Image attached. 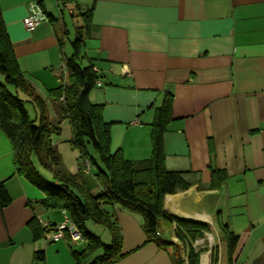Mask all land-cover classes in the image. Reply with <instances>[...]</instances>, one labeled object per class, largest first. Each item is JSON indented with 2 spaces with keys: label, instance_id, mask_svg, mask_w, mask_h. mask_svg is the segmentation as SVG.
<instances>
[{
  "label": "crops",
  "instance_id": "0c3cea01",
  "mask_svg": "<svg viewBox=\"0 0 264 264\" xmlns=\"http://www.w3.org/2000/svg\"><path fill=\"white\" fill-rule=\"evenodd\" d=\"M33 1L0 0V9L19 70L47 102L55 124L49 93L66 79L68 29L61 10L59 20L44 8L49 21L27 30L23 18ZM71 1L76 9L69 12L82 21L81 13L93 8L80 48L101 76L89 100L110 123L109 150L135 162L149 158L156 107L170 97L164 166L188 187L166 194L163 206L206 223L203 236H216L208 250L216 260L204 249L199 264H228V232L239 235L235 264H249L264 249V0H66L63 6ZM1 182L12 200L0 209V264H79L72 250L85 249L86 240L76 249L66 239L49 242L45 232L31 230L32 219L42 230L66 212L51 209L56 213L48 215L40 202L44 192L15 172L12 144L0 127ZM108 208L120 227L122 254L109 264H174L170 246L147 241L141 212L119 204ZM159 223L162 239L163 227L176 228L167 217ZM96 224L105 228L100 233L106 240L95 234L110 242V231ZM167 233L168 240H178ZM38 250L44 260L35 258Z\"/></svg>",
  "mask_w": 264,
  "mask_h": 264
},
{
  "label": "trees",
  "instance_id": "16d2710c",
  "mask_svg": "<svg viewBox=\"0 0 264 264\" xmlns=\"http://www.w3.org/2000/svg\"><path fill=\"white\" fill-rule=\"evenodd\" d=\"M34 1L45 13L42 0ZM64 1L61 3L64 4ZM92 10L89 7L81 13L83 24L75 30L72 53L64 56L66 79L50 90L49 102L58 120L52 124L47 102L25 82L19 70L0 9V127L11 141L15 172L44 192L40 202L47 209L65 210L68 218L77 226L86 240L85 249L72 250L79 264L82 260L86 262L84 264H109L121 257L120 227L108 208L114 204L141 212L147 241L152 240L160 245L175 246L171 240L162 239L158 233L161 217L174 220L175 236L187 247V263L184 257L173 253L174 264H199L202 249L195 248L193 243L196 238L203 236L202 230L208 225L170 214L163 206L166 194L188 187L178 172L168 171L164 166L162 135L171 98L167 96L156 107L149 158L135 162L123 157L118 150H109L110 123L102 120L101 106L89 100V93L101 76L92 62L86 60L84 63V53L80 48L88 33ZM25 102L32 104L33 117L29 115ZM64 119L68 120L70 126L69 142L79 151L78 168L74 173L64 169L61 154L51 138L53 133L60 132L58 124ZM87 165L90 172L91 165L95 167L92 172L99 188L97 190H91L86 182ZM11 200V195L1 182L0 209L9 205ZM87 221L105 226L111 234L110 242H103L95 233L87 230ZM30 226L34 235H43L53 225L41 226V230L32 219ZM225 238L228 264H235L234 253L239 235L228 232ZM98 249L101 252L87 260ZM213 256L214 262L216 252ZM35 258L44 260V251H36ZM249 264H264V249Z\"/></svg>",
  "mask_w": 264,
  "mask_h": 264
},
{
  "label": "rangeland",
  "instance_id": "374dc122",
  "mask_svg": "<svg viewBox=\"0 0 264 264\" xmlns=\"http://www.w3.org/2000/svg\"><path fill=\"white\" fill-rule=\"evenodd\" d=\"M42 2H43V6L46 10V13L50 12L55 17H57V19H59V20L61 19V18H59V11L61 10L63 12V20L67 24L66 28L68 29V33L66 35L63 34V40H64V46H65L64 51H66L67 55H70V53H71L70 50L72 49L71 41L74 39L75 30L83 22L81 17L78 15V13L75 12L72 15L69 12L70 8H72L74 10L76 9V3L71 1L69 3L67 2L63 6L62 5L63 3H61V0H59V5H58V0H42ZM84 63H85V61H84ZM25 105H26V108L29 112V115L33 117L35 114H34V109H33L32 104L29 102H25ZM68 132L70 134V126H69L68 120H65V122L62 123V127H61L60 132L58 134L53 133L51 138H52L53 144H55V146L57 147L58 151L61 154L62 165H63L64 169L68 172L74 173L77 171V168H78L77 157L79 156V151L77 148H74L71 145V143L69 142ZM90 150H92V149H90ZM94 153H92V154H94ZM91 168L95 169V167H93L92 165H91ZM92 169L90 172V167H89V165H87V170L85 172V179H86L87 184H89V185L92 184V185H90V188H91V190L94 191L95 190L94 189V185H95L94 181L96 179H95L94 171L92 172ZM46 175L48 176V173H46ZM57 210L61 211L59 209H57ZM48 211H49L48 215H50V217H51V214L56 213V212L52 211L51 209ZM62 215H63V213H62ZM55 216L57 217L56 214H55ZM60 218H62V217L60 216ZM63 221H64V215H63V218L61 219V221L60 222L57 221V222L61 223ZM224 222H226V219H224ZM85 225H86L87 230H90L91 232H94V233L96 232V234H100L106 240L107 235L100 233V232H102V230L106 231L104 227H102L101 225H98L96 223H93L91 221H87ZM165 230L170 231V233L175 234L174 228L169 229L168 226L167 227L165 226V228L163 227L162 231H161V234L163 235V238H165V239H168L170 236V234L167 233V231L165 232ZM202 238H203V240H200V241H202L200 243V245L204 246V248L200 247L199 249H202V250L205 249L206 251H208L209 248H211V247H209V245H210V243H212V241L213 242L217 241L216 236H214V235L212 236V234H210V235L208 234V236L204 235L202 237H198L197 239H202ZM171 241L175 244V246H170L172 254L175 253L177 256L185 257L187 259V257H186V252H187L186 245L182 241H180L179 239L178 240L173 239ZM79 243H80V245L73 244L76 249H80L81 244H83L84 242H79ZM197 247H198V245H197ZM212 247H213V245H212ZM208 252H209V256H210V251H208ZM90 256H89V258L92 257V256L91 257ZM210 257L213 258L214 256L211 254ZM210 257H209V259H210Z\"/></svg>",
  "mask_w": 264,
  "mask_h": 264
},
{
  "label": "built area",
  "instance_id": "2783aa9c",
  "mask_svg": "<svg viewBox=\"0 0 264 264\" xmlns=\"http://www.w3.org/2000/svg\"><path fill=\"white\" fill-rule=\"evenodd\" d=\"M45 21H49L48 16L43 12V10L39 6V4L36 3V1L31 2V4L29 5L28 14L23 18V23L25 28L29 31L34 30L37 26H39L41 23ZM101 85H102L101 80L100 79L96 80L95 86H101ZM134 122L137 123L138 120H135ZM44 236L45 239L48 241H57L59 239H66L70 246L72 244H79V242L85 241L83 235L81 234L77 226L74 224V222H72L68 218L66 213H64V221L52 226V228L49 231H46L44 233ZM200 240H203V238L202 239L196 238L194 241V246L199 245L202 242Z\"/></svg>",
  "mask_w": 264,
  "mask_h": 264
}]
</instances>
